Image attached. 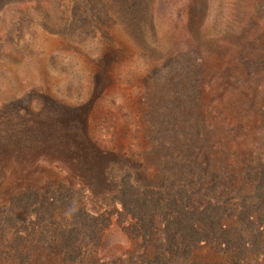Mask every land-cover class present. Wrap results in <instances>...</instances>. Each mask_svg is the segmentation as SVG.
<instances>
[{"label":"rangeland","instance_id":"rangeland-1","mask_svg":"<svg viewBox=\"0 0 264 264\" xmlns=\"http://www.w3.org/2000/svg\"><path fill=\"white\" fill-rule=\"evenodd\" d=\"M240 32L252 53L241 78ZM179 55L207 62L198 123L234 127L242 98L256 109L246 125L264 140V0H0V215L20 193L59 185L91 214L117 212L125 175L159 183L172 140L164 117L189 81ZM1 233L0 264H13L14 231ZM133 250L113 216L95 257Z\"/></svg>","mask_w":264,"mask_h":264},{"label":"trees","instance_id":"trees-1","mask_svg":"<svg viewBox=\"0 0 264 264\" xmlns=\"http://www.w3.org/2000/svg\"><path fill=\"white\" fill-rule=\"evenodd\" d=\"M246 36L240 32L234 44ZM242 49L240 78L252 54L247 45ZM179 57L189 59V81L185 97H172L176 113L164 117L172 140L159 183L125 175L113 197L120 211L105 214L78 207L77 193L66 185L20 193L0 215L1 235L14 231L7 243L13 264H46L45 254L61 256L62 264H264V140L257 143L245 123L256 119L254 104L240 98L231 111L240 119L234 127L223 125L224 117L209 123L206 115L199 124L207 62ZM113 216L134 250L127 259L103 262L95 252Z\"/></svg>","mask_w":264,"mask_h":264}]
</instances>
